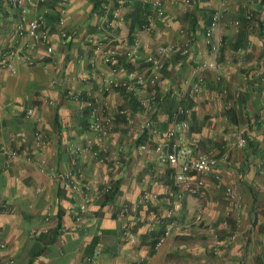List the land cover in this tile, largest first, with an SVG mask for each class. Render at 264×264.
Returning <instances> with one entry per match:
<instances>
[{
  "label": "crops",
  "instance_id": "0c3cea01",
  "mask_svg": "<svg viewBox=\"0 0 264 264\" xmlns=\"http://www.w3.org/2000/svg\"><path fill=\"white\" fill-rule=\"evenodd\" d=\"M22 1L0 0V51L19 47L33 61L15 60L13 72L0 67V146L17 152L11 157L0 150V264H89L84 257L94 249L95 264H264V0H161L169 24L153 16L131 38L125 14L144 0H113L123 18L117 22L95 13L100 0H59L61 26L55 1ZM44 7L51 51L40 59L45 45L17 38L14 30L19 15L32 18ZM220 8L212 33L219 46L212 52L203 32L209 14ZM60 29L69 41L60 38ZM167 43L187 44L189 51L163 62L152 130L139 128L147 115L138 98L146 89L111 88L98 102L111 122L95 118L96 81L109 69L99 47L120 60L134 54L129 66L144 71L141 59ZM202 63L213 67L201 70ZM198 76L203 81L193 93ZM177 103L192 111L186 131L171 141L215 160L209 173L198 176L195 193L180 191L172 169L154 152L139 150L140 144L168 141L164 132ZM121 109L130 111L129 119ZM95 125L104 129V154L97 151ZM35 131L45 137L41 149L32 143ZM237 132L245 138L238 148ZM65 175L71 176L68 188L61 185ZM107 179L114 192L105 200L98 191ZM144 193L154 197L142 204ZM84 194L87 209L76 219ZM155 216L173 225L150 252L148 235L159 230Z\"/></svg>",
  "mask_w": 264,
  "mask_h": 264
},
{
  "label": "built area",
  "instance_id": "2783aa9c",
  "mask_svg": "<svg viewBox=\"0 0 264 264\" xmlns=\"http://www.w3.org/2000/svg\"><path fill=\"white\" fill-rule=\"evenodd\" d=\"M15 6H20L22 4V0H4ZM38 4L44 5L45 0H35ZM55 1L57 4L58 18L57 23L59 26L62 24V15L64 12L63 3L59 0H51ZM185 4H189L193 0H182ZM250 2H253L249 0ZM148 3V11L145 13V24L141 29H145L147 26V22L151 20L153 16H157L161 18L163 23L167 26L169 24V19L164 14V9L162 6L161 0H146ZM95 13L99 14L102 17L103 21L108 22H117L123 20L122 16H120L117 12V9L113 6V0H100L97 6L94 8ZM46 12V7H44L41 11L35 13L32 18H25L23 15H19L18 21L15 26L14 36L22 37L28 36L33 42H39L45 45L44 52L39 54V58L42 59L46 53L51 51V47L47 44L48 41V32L44 29V16ZM223 13V9L213 10L208 17V24L203 32V42L205 45L209 46L212 52H216L218 49V42L212 39V33L215 29L218 21L221 19ZM248 10L245 12V15L248 17ZM234 24L237 25L238 22L234 21ZM60 38L65 41L70 40V35L65 33L63 30H59ZM31 47V45H29ZM101 59L104 64L108 66V72L100 78L99 81H96L95 88V96H92L91 113L95 118L101 120L104 124H109L111 122V118L102 113V110L98 106L99 96L107 93L111 88L118 87L122 88L124 91H134L139 89H146L145 97L138 98V104L143 110V112L147 115L142 123L139 125L140 130L149 129L152 130L153 122L150 118V114H152L158 105V98L156 94V77L163 67V62L165 59H169L173 55H182L185 56L188 54V46L184 45H176L172 43L161 44L154 48L153 52L141 59L142 63L145 66L144 71H136L131 68V64L133 60L131 58H135L132 54L130 60H120L116 53L108 48L99 47ZM131 54V53H130ZM18 59H23L27 64H32V59L24 54V52L19 47L2 49L0 51V67L6 69L9 72L14 71L13 62ZM130 65V66H129ZM213 64L210 63H202L198 66L201 70H206L212 68ZM202 77L198 76L196 78L195 83L191 85V91L193 93H197L200 88V84L202 82ZM180 98V97H178ZM192 107H184L180 103H177L172 114L170 115V127L164 132V136L168 139L164 143L155 144L152 147H148L146 144H140L139 150L144 152H154L157 157L165 162L172 169L173 181L178 187L180 191L195 193L197 189L200 187L201 182L198 179V176L209 173L215 163V160L212 156L206 154L195 155L192 151L184 146L179 144L178 141H171L172 136L177 135L180 136L186 131L188 128V123L186 117L191 114ZM118 113L125 116L126 119H129L130 111L121 109L117 111ZM31 109L26 110V115H30ZM183 116V117H181ZM95 130L98 132L95 138V143L97 145V151L100 154H104L106 152V146L103 142L102 135L104 134L101 126L95 125ZM32 143L37 148L41 149L45 146V137L39 132L35 131L32 134ZM245 144V138L242 132H237L235 134V147H242ZM91 143L87 144L85 148H90ZM84 148V149H85ZM0 150L6 153L7 156H15L17 154L14 149H7L4 146H0ZM76 151H80V148H76ZM25 160L30 161L31 156H25ZM38 170L40 172L44 171L45 168V160L40 157L37 161ZM76 174L80 176V172L77 170ZM71 178L70 175H65L61 180V185L63 188L69 187L68 180ZM87 189V187H85ZM113 189V183L110 179L105 180L100 189L99 194L104 197L111 192ZM229 191V190H227ZM84 201L79 205L78 210L74 212L73 216L77 219L81 213H84L87 209V203L89 201V197L84 194ZM154 195L151 194H142L138 202L139 203H147L151 200ZM167 216H172V212L169 210L167 212ZM154 222L162 228L161 234L155 243L154 247H157L162 239L169 235L171 227L173 225L172 220H166L163 217L155 216L153 218ZM196 223L201 221L200 215H196L194 218ZM127 236H130L131 233L129 230L125 231ZM3 244L0 241V247ZM99 255V250L94 249L90 254L84 257V260L89 264H95V258ZM5 264L12 263V260H5Z\"/></svg>",
  "mask_w": 264,
  "mask_h": 264
},
{
  "label": "trees",
  "instance_id": "16d2710c",
  "mask_svg": "<svg viewBox=\"0 0 264 264\" xmlns=\"http://www.w3.org/2000/svg\"><path fill=\"white\" fill-rule=\"evenodd\" d=\"M148 9L149 7H148V3L146 2V0L136 1L131 4L130 10L125 14V19L128 20V24H127L128 25V32H127L128 38L132 37V33L135 29H141L142 26L146 23L144 18H145V13L148 11ZM113 192H114V185H113V189L111 190V192L107 194L104 197V199L106 200L110 198ZM161 231H162V228L159 227V230L157 232L151 233L148 235V237L150 238L148 240L150 252L153 251L154 249L153 247L155 243L157 242L161 234Z\"/></svg>",
  "mask_w": 264,
  "mask_h": 264
}]
</instances>
